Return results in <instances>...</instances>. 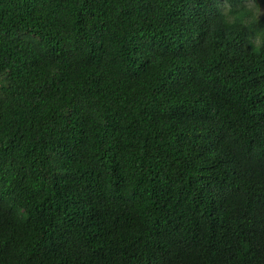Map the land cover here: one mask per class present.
I'll return each mask as SVG.
<instances>
[{
	"label": "trees",
	"instance_id": "1",
	"mask_svg": "<svg viewBox=\"0 0 264 264\" xmlns=\"http://www.w3.org/2000/svg\"><path fill=\"white\" fill-rule=\"evenodd\" d=\"M245 2L0 0V264H264Z\"/></svg>",
	"mask_w": 264,
	"mask_h": 264
},
{
	"label": "rangeland",
	"instance_id": "2",
	"mask_svg": "<svg viewBox=\"0 0 264 264\" xmlns=\"http://www.w3.org/2000/svg\"><path fill=\"white\" fill-rule=\"evenodd\" d=\"M245 4L252 7L258 16L264 15V3L262 0H246ZM228 6L229 4L227 8Z\"/></svg>",
	"mask_w": 264,
	"mask_h": 264
}]
</instances>
